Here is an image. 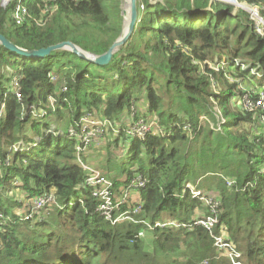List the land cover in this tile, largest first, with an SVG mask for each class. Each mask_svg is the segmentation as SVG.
<instances>
[{
    "label": "trees",
    "instance_id": "trees-1",
    "mask_svg": "<svg viewBox=\"0 0 264 264\" xmlns=\"http://www.w3.org/2000/svg\"><path fill=\"white\" fill-rule=\"evenodd\" d=\"M238 1L264 9V0ZM23 3L21 25L10 6L0 7V34L27 50L70 41L101 55L123 29L120 0ZM221 60L219 71L194 62ZM237 78L252 86L241 90ZM245 93L253 102L264 94V37L247 12L219 1L137 0L133 30L106 65L66 49L37 58L0 45V264H233L195 224L213 214V232L225 231L242 264H264V123L262 111L242 108ZM138 102L145 112L130 119ZM96 112L112 127L107 147L120 151L106 163L122 160L107 176L110 191L121 195L138 175L146 182L130 191L137 200L129 196L111 213L136 222L95 213L99 200L84 185L89 172L77 162L76 134L80 118ZM124 115L151 125L144 139L127 133ZM17 189L22 195L10 197ZM52 190V205L17 212L22 197ZM209 194L217 213L201 199ZM144 220L177 226L148 230L137 223ZM141 229L153 235L151 251ZM176 252L180 258L166 259Z\"/></svg>",
    "mask_w": 264,
    "mask_h": 264
},
{
    "label": "built area",
    "instance_id": "built-area-1",
    "mask_svg": "<svg viewBox=\"0 0 264 264\" xmlns=\"http://www.w3.org/2000/svg\"><path fill=\"white\" fill-rule=\"evenodd\" d=\"M0 5L3 8H7L8 6L11 7V17L14 20V22L17 25H21L26 21V18L28 16V10L27 7L24 5L23 0H0ZM195 63H199L194 61ZM204 64H207L208 67L214 71H219L221 66L225 65V61L221 60L220 62H217L216 64L211 63L209 61H205ZM235 64L240 65L242 68H246L247 66L243 63L236 62ZM209 79L213 83V77L209 75ZM260 97L256 99L255 102L251 101L248 96L246 98L242 99V108L246 111H252L254 109H259L262 111L261 115V121L264 123V94L260 93ZM3 106H0V116L2 114ZM101 124H110L109 121H98ZM94 120L91 118V114H85L83 115L79 120V133L76 134L77 139L79 143H81L77 150L80 152V150L90 142L93 136L96 135L97 131L91 130L90 127L92 125H95ZM150 124L146 123L144 119H139L135 122H132L131 125L127 128V133L131 135L132 137H137L139 139H144L150 129ZM82 150V151H83ZM79 165L82 169H89L87 170L88 176L85 178L84 185L87 188H92L91 195L96 197L99 200V203L97 207L94 209L95 213H99L105 217V219L109 220L113 224L116 222L129 220L134 221V218L128 215L127 212H117L115 218L111 217V213L115 211H119L122 204L126 202V200L129 197L131 190H137L141 187H144L145 180L140 176H135L130 183L124 187L122 190V194L119 196L114 195L115 193L110 191V181L106 178H104L98 171L94 169H90L85 165V161L79 160ZM186 187H189L191 191H197L195 188H192L190 184H187ZM199 194V192H196ZM201 199L205 202V204L209 205L211 208V212L217 213V207L219 205V202L215 200L212 197H206L202 196ZM55 202V195L54 190L50 191L47 195H43L37 198L32 199L31 201H27V210H30L33 213H36L37 211H40L41 209L46 208V206H50ZM141 209V205H136L133 207L134 212H139ZM214 215V214H213ZM213 215H209L206 218H196L195 224L201 225L204 229L208 231V233L211 235V237L214 240V245L219 248V250H222L224 253L228 255V257L231 259L233 264H242L240 261L241 254L237 252L233 246L226 240V233L222 229L221 233L215 234L213 232V227L216 224L217 220L216 217H210ZM143 223L148 230H152L155 227H165V226H177L174 222H155L151 223L148 220L144 221H138L137 223ZM179 226V225H178ZM145 230L141 229V231L138 232V236H143V232Z\"/></svg>",
    "mask_w": 264,
    "mask_h": 264
},
{
    "label": "rangeland",
    "instance_id": "rangeland-1",
    "mask_svg": "<svg viewBox=\"0 0 264 264\" xmlns=\"http://www.w3.org/2000/svg\"><path fill=\"white\" fill-rule=\"evenodd\" d=\"M120 1H121V3H120L121 16L123 17V27H125V22H126L127 18L129 17L130 0H120ZM156 1L157 0H150L151 3H154ZM158 1H161V0H158ZM211 1H219V2H222L225 4H232L233 5V2L238 1V0H211ZM230 2H232V3H230ZM236 4L237 5H234V6L237 9H241V10H243L249 14V19L253 21V27H254L255 32L258 33L260 36L264 37V9L260 5H254V4L247 5L248 7H246L244 5V2H241V1H238V3H236ZM0 7H1V5H0ZM136 7H137V0H136ZM244 7H246L247 9H245ZM250 10H253V12H251ZM198 64L201 66L200 68H202V69L204 68V63H198ZM234 80L236 82H238V87L241 90L248 89L250 86H252L249 79L244 78L243 80H241V78H237ZM215 83H216V80H215ZM217 83H218V85H220L219 80H217ZM246 96H247V93H245L243 95L242 99L246 98ZM143 112H145L144 106H143L142 102H138L137 105L132 108L130 119H131V116L136 115V114L141 115ZM91 118L94 120V122H97V123H95V125H92L90 127V129L97 131V132H96V135L92 137L90 142L84 147V150L82 148L80 150V152L77 151V156H78L77 162H79V160L81 159L79 155L83 152L86 155L85 165H87V167L90 169L98 170L99 172L103 173L105 175V178L108 179L107 176L112 177V176L117 175L116 168L114 165H115V163L118 162L117 168H118V170H120L119 168H120V166H122L121 165L122 160L120 158H117L114 160L115 161L114 164H112V163L107 164L106 159L108 157H111V159H112L113 156L119 154L120 151H118V148H115L114 146H112V144H111V146L107 147L108 143H110L109 142V136H111V134H112L111 133L112 127L109 126L110 124H108L107 119L100 116L98 112H96L95 114L92 113ZM128 120H129V115H124L121 119V121L125 122V123L128 122ZM144 120H145V118H144ZM98 121H106L107 123L101 124ZM131 124L132 123L128 122V126ZM109 154H110V156H109ZM87 170H89V169H87ZM87 170L85 169V171H87ZM191 187L195 188V186H193V185H191ZM21 195H22L21 191L18 189L15 190L14 192L9 193L10 197L11 196L19 197ZM114 195H116V194H114ZM209 195H211L210 197L213 198V194H209ZM22 199H23L24 206L22 204L21 208L19 210H17L18 213L23 212V207H24V209L28 208L26 205V202H27L26 199H24L23 197H22ZM137 199H138V194L133 193L130 196V202L129 203H132L133 201H135ZM194 210H195L196 215H198V213L201 212V210L197 207H195ZM210 211H211V209H210ZM210 217H216V216L213 215ZM141 237L144 240L143 244H145L146 250L151 251L153 235L150 234L148 232V230H145L143 232V236H141ZM180 256H181V254L179 252L178 253L176 252V253L170 254V256L166 259L169 260L170 258H180ZM159 258H163V256H160ZM166 259H162V260L165 261ZM179 260L183 261L182 259H179ZM159 261H161V260H159Z\"/></svg>",
    "mask_w": 264,
    "mask_h": 264
},
{
    "label": "water",
    "instance_id": "water-1",
    "mask_svg": "<svg viewBox=\"0 0 264 264\" xmlns=\"http://www.w3.org/2000/svg\"><path fill=\"white\" fill-rule=\"evenodd\" d=\"M136 19H137L136 0H130L129 22L127 24V27L126 28L123 27L120 36L116 39V41L113 42V44L109 47V49L101 55H94L85 52L84 50L80 49L78 46H76L70 41H64L38 50H27L15 45L2 34H0V45L6 48L7 50L16 53L17 55H21L24 57H37V58H43L45 56H48L52 51L55 50L66 49L77 54L80 58L88 60L94 64L106 65L111 61L112 55L125 43L129 35L131 34Z\"/></svg>",
    "mask_w": 264,
    "mask_h": 264
},
{
    "label": "bare ground",
    "instance_id": "bare-ground-1",
    "mask_svg": "<svg viewBox=\"0 0 264 264\" xmlns=\"http://www.w3.org/2000/svg\"><path fill=\"white\" fill-rule=\"evenodd\" d=\"M229 2V1H228ZM230 3H232V2H230ZM237 2L235 1V2H233V4H236ZM237 5V4H236ZM246 7H248L246 4H244ZM242 7V6H241ZM246 7H244L245 9H247ZM251 12H253V10H250ZM128 17V16H127ZM128 22H129V17L127 18V20H126V22H125V28L127 27V24H128Z\"/></svg>",
    "mask_w": 264,
    "mask_h": 264
}]
</instances>
